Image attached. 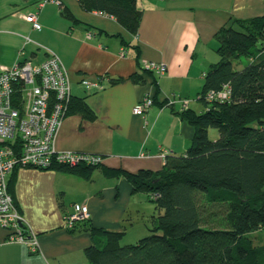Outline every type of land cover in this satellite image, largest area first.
Here are the masks:
<instances>
[{
	"label": "crops",
	"instance_id": "obj_1",
	"mask_svg": "<svg viewBox=\"0 0 264 264\" xmlns=\"http://www.w3.org/2000/svg\"><path fill=\"white\" fill-rule=\"evenodd\" d=\"M40 1L0 0V24L7 27L0 30L5 33L0 66L27 59L39 63L46 49L57 54L69 72L72 99L56 147L100 154L104 162L89 179L60 166L17 168L14 198L39 245L31 252L26 244L9 242L10 232L0 226V264H88L86 248L105 242L92 233L94 228L121 234V244L128 232L126 217L131 223L132 213L146 216L151 209L148 194L136 202L139 193H133L131 183L124 176L107 177L103 169L161 171L168 157L186 153L194 130L181 120L180 105L169 107L167 99L188 98L196 111L207 71L220 57L218 34L233 19L264 16V0H137L141 20L135 35L114 17L83 10L79 0L47 4L39 11L42 30H35L25 16ZM147 61L163 62L166 73L146 72ZM134 75L141 81L134 82ZM147 95L154 104L144 116L134 114ZM83 104L92 119L83 115ZM82 205L88 206L90 219L67 229L64 217ZM144 234L143 228L131 232L136 240Z\"/></svg>",
	"mask_w": 264,
	"mask_h": 264
},
{
	"label": "trees",
	"instance_id": "obj_2",
	"mask_svg": "<svg viewBox=\"0 0 264 264\" xmlns=\"http://www.w3.org/2000/svg\"><path fill=\"white\" fill-rule=\"evenodd\" d=\"M79 3L83 10L114 17L128 33H137V0ZM218 43L220 61L208 69L199 96L206 110L178 112L194 130L186 153L168 157L161 171L103 169L107 177L124 176L133 193H146L156 204L161 213L152 217L151 234L122 246L121 234L94 228L92 233L105 242L86 248L88 264H264V245L247 237L264 228V16L233 19L218 34ZM242 59L247 63L236 68L234 60ZM131 79L138 83L142 78ZM224 86L230 89L229 100L206 101V93ZM82 113L93 118L86 104ZM209 128L218 130L217 140H210ZM98 167L58 168L89 179ZM16 170L8 179L13 198ZM208 206H217L220 221L207 214Z\"/></svg>",
	"mask_w": 264,
	"mask_h": 264
},
{
	"label": "built area",
	"instance_id": "obj_3",
	"mask_svg": "<svg viewBox=\"0 0 264 264\" xmlns=\"http://www.w3.org/2000/svg\"><path fill=\"white\" fill-rule=\"evenodd\" d=\"M52 3L61 5L60 0H41L36 11L25 16L33 29L42 30L39 11ZM46 51L45 60L39 63L27 59L12 66H0V226L10 232L9 242L26 244L31 252L38 249V237L26 224L9 191L8 179L14 169L96 167L104 162L100 154L57 149L58 132L72 99L71 81L60 57L49 49ZM143 69L161 77L167 66L163 62L147 61ZM83 84L99 87L98 83L87 80H83ZM229 98L228 86L205 95L208 102H226ZM190 101L172 95L167 99V105H180V111H185ZM153 104V97L147 95L133 108V112L144 116ZM89 219L87 205L75 206L73 212L64 217V226L71 230Z\"/></svg>",
	"mask_w": 264,
	"mask_h": 264
},
{
	"label": "rangeland",
	"instance_id": "obj_4",
	"mask_svg": "<svg viewBox=\"0 0 264 264\" xmlns=\"http://www.w3.org/2000/svg\"><path fill=\"white\" fill-rule=\"evenodd\" d=\"M7 28L6 25L4 23H1L0 24V30L2 29H5ZM5 35L4 32H0V52L3 50V42L1 40V38ZM1 56V55H0ZM218 59V62L220 61V57L217 58ZM0 61H1V58H0ZM248 60L246 59H242L241 60H234V65L236 68H240L242 67L245 63H247ZM203 88V86H202ZM202 89L200 90V93H201ZM210 107H212V105L210 104ZM197 112L201 113L205 110V105L203 103H198L197 104V108H195ZM208 136L210 138V140L212 141H215L218 139L219 137V132L216 128H209L208 130ZM143 194L139 193L136 195L135 197V201L138 202L140 199V196H142ZM147 206H149L150 211L148 212L147 210H145L147 212V215L146 216H137L135 215L134 213L131 214V218L133 217V222L130 223V220H129V217H126V227H127V233L126 235L124 236L123 240H121V245L124 246V245H130V244H136L139 239L141 238H144V237H147L151 234L149 228L151 227V221L149 219V216L151 215H159L160 211L159 209H157V206L155 203L153 202H146ZM151 206V207H150ZM143 211V210H142ZM141 211V213H142ZM211 214V216H216L217 220L216 222L220 221L221 219H219L221 217V213L218 211V208L217 206H208V211H207V214ZM210 216V215H209ZM132 225H135L134 227H132ZM138 228H143V230H145V234L144 236H141L140 238H138L136 240V237H132L131 236V232L134 231V230H138ZM134 229V230H133ZM131 236V237H130ZM247 237L252 241V243L256 246H260V245H264V228H261L260 230L256 231V232H252V233H249L247 235ZM129 239V240H128ZM135 239V240H133Z\"/></svg>",
	"mask_w": 264,
	"mask_h": 264
},
{
	"label": "bare ground",
	"instance_id": "obj_5",
	"mask_svg": "<svg viewBox=\"0 0 264 264\" xmlns=\"http://www.w3.org/2000/svg\"><path fill=\"white\" fill-rule=\"evenodd\" d=\"M208 102V101H207Z\"/></svg>",
	"mask_w": 264,
	"mask_h": 264
}]
</instances>
